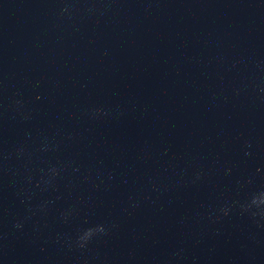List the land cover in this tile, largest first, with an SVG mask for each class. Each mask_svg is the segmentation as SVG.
<instances>
[{"label":"water","instance_id":"obj_1","mask_svg":"<svg viewBox=\"0 0 264 264\" xmlns=\"http://www.w3.org/2000/svg\"><path fill=\"white\" fill-rule=\"evenodd\" d=\"M0 264H264V0H0Z\"/></svg>","mask_w":264,"mask_h":264}]
</instances>
